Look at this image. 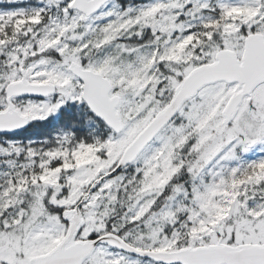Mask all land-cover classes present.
<instances>
[{"label":"snow or ice","instance_id":"6c2138e0","mask_svg":"<svg viewBox=\"0 0 264 264\" xmlns=\"http://www.w3.org/2000/svg\"><path fill=\"white\" fill-rule=\"evenodd\" d=\"M0 264H264V0H0Z\"/></svg>","mask_w":264,"mask_h":264}]
</instances>
